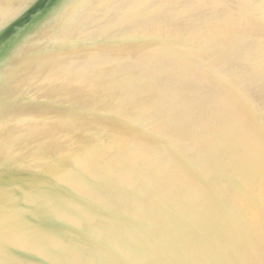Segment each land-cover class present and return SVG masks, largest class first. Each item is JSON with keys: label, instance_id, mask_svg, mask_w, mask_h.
Masks as SVG:
<instances>
[{"label": "bare ground", "instance_id": "6f19581e", "mask_svg": "<svg viewBox=\"0 0 264 264\" xmlns=\"http://www.w3.org/2000/svg\"><path fill=\"white\" fill-rule=\"evenodd\" d=\"M66 1L70 4L62 10L59 19L52 25L54 28L59 26L61 30L71 31L74 40L82 39L86 29L91 33L99 32L102 26L107 27L105 23L108 21L107 17L116 14L117 11H121V16H125L127 8L141 3L155 10V17L147 16L145 19H154L159 23L164 19L172 18L176 23L171 32L172 37L189 36L188 39H195L197 47H194V56L200 51L207 53L209 48V51H214L213 47L220 48L221 55H226L228 61L233 57L231 54L233 51L239 56L236 55L238 60L235 64L230 61L225 63L220 59L216 61L214 59L215 64H206L221 71L218 73L221 74L222 79L217 80L220 85L216 87L218 90L215 89V95L200 97L197 95L200 92L197 88L200 89L201 85L198 84L202 82L197 70L199 71L202 66L197 64L192 54L183 58L188 62V66L186 64L185 66L188 68L191 66L190 73L185 67L182 68L184 64H174L172 67L167 65L171 63L164 62L165 58L163 59L162 56L164 51L147 56L140 55L139 60L142 64H139L138 68L141 70V67L144 70L151 67L155 68V71L162 72L169 66L170 79L177 81L180 88L178 93L189 87L194 88L195 85L196 92L192 93V96L183 93L173 96L168 89L173 86L170 83L163 86L167 89H157L152 93H145L142 89L140 92L142 94L137 96L141 98L149 96L148 100L158 102L157 112H153L156 111L155 105L153 106L152 117L154 119L161 117L167 124L158 126L161 128L160 131L153 130L155 133L148 135H142L137 129L131 128L130 134L123 137L125 141L107 144L110 152L107 156L95 154L96 158L86 157L88 160H85L86 164L99 167L101 180L109 179L113 172L117 175L119 166L125 162L135 169L134 177L127 174L125 180L114 186L117 188V193H114L116 195L109 205L107 204L108 206L115 204L114 202L121 198L122 202L116 208L119 210H114V213L121 214V217H112L113 210L110 211L108 206L104 205L106 202L103 204V201L96 202L93 197L89 198L94 192L89 191L88 188L85 189L80 185L65 186L63 190L59 188L55 190V194L59 197V205L53 206L48 201L45 203V208L56 211L61 217L62 226L65 228L73 226L76 233L83 236L89 244L81 247V243L76 242L70 246L71 248H57L55 252H58L49 259V256L45 257L47 259L39 258L47 247L46 235L53 233L52 230H46L47 221H42L39 217L44 222L43 230L46 235L39 240L35 238L34 242L38 244L33 243L29 246L41 252L34 255L37 259L32 262L23 258L18 263L44 264L48 261L49 264H264V1L253 5L251 0H134L129 6V2L124 0L120 3L118 0ZM248 2L252 3V6L247 7ZM17 3L18 0L7 3L6 6L9 7L4 14H13ZM3 4H6L4 0H0V7ZM146 8L149 7L136 6L130 13L139 16L138 12H144ZM196 9L201 11V16L190 15L188 18L192 17V20L198 22L181 21L182 12L190 14ZM211 9L220 10L221 13H217L220 16L214 18L210 14L213 12ZM163 17L165 18L162 19ZM121 23L122 25L115 26L117 28L115 32L127 31V20ZM198 27H203V30L208 32H205V35L197 34ZM47 34L46 26L40 30L38 38L42 40L37 42L32 52L23 54L21 51L5 59V68L8 69L0 74V110L10 108L8 103H11L12 97L9 96L14 92L13 85H16L13 83L10 89L5 88V91H2L4 89H1L2 85L9 82L8 78L12 77L7 73L14 64H32L33 60L46 52L48 50L46 39L51 36ZM30 39L31 37L23 45V49L27 46L30 48L29 43L33 40ZM213 39L215 43L211 41ZM59 40L64 41V39ZM78 40L75 42L79 43ZM59 45L64 47V43ZM171 50L166 51L176 57L182 56L179 51ZM242 54L246 57L244 60L240 58ZM224 63L230 64V68L224 70ZM136 72L134 75H137ZM225 74L230 75V79ZM39 76L42 74L40 73ZM238 78L241 80V85L238 86L241 89L238 104H235L231 101L232 95L227 88L230 84L232 87L236 85ZM31 84L27 79L18 83L16 88L23 87L30 93L32 89L38 87L37 84ZM113 100L115 99L110 101ZM201 104L203 106L196 114L197 107ZM11 109L18 115L31 112L30 109L22 107ZM163 112L174 115L173 117L161 115ZM201 114L202 117L212 115V121L214 120L213 124L202 129L203 136L206 137L204 142L207 149L204 147L201 154L203 152L207 154V161L198 158L199 153L196 152L190 154L184 152L182 156L183 149L180 148V143L185 144L192 133L197 134L198 130L201 131L198 128L201 124L198 119ZM185 124L186 129H182ZM1 146L0 142V148ZM203 156L205 157L204 154ZM81 159L78 158L76 161L81 163L83 161ZM197 160H201L198 161L199 164ZM1 162L0 171L3 170L1 169L3 163L10 165L12 170L13 163ZM180 164L182 165L178 167ZM62 168L68 175L70 168L66 166ZM65 173L57 179L64 185L67 184L65 180H68ZM158 175L162 176L161 179L154 180ZM4 176V174L0 175V181ZM7 176L10 178L12 174L7 173ZM166 176L169 178L165 179ZM47 178L45 177L44 180L41 177H32L27 179L28 185L36 184L40 189L48 190L50 187L49 183H46ZM13 181L16 180L11 179L8 184L14 185ZM148 181L151 182L150 190L148 189V192L144 191L146 190L144 188L139 190V185L149 183ZM68 194L80 200L70 199ZM140 197L141 201H139ZM92 199L96 202H92V205L95 204L93 206L104 212L92 214L90 210ZM86 206L88 210H85ZM38 208L34 206L32 209L38 213ZM110 213L111 217H109ZM8 215L14 220L23 218L20 213H14L13 210H10ZM70 215L74 217L67 219ZM0 216L5 218L2 214ZM131 217L134 223L130 222ZM64 227L60 230L65 229ZM90 240L97 244L93 242L91 245ZM37 245L39 247L36 248ZM105 254L109 258L106 259Z\"/></svg>", "mask_w": 264, "mask_h": 264}, {"label": "water", "instance_id": "95a60500", "mask_svg": "<svg viewBox=\"0 0 264 264\" xmlns=\"http://www.w3.org/2000/svg\"><path fill=\"white\" fill-rule=\"evenodd\" d=\"M11 1L13 0H4L6 4L0 7V74H3V71L8 69L7 67L5 68L6 64H4L7 57L13 54L16 55L21 51L23 54H27L28 51L35 48L37 42L42 40L38 38L41 29L47 26V35L51 36L46 39L48 41V46H46L48 50L40 54L35 61L33 60L32 64H14L7 73V75H12V77L8 78L9 82L4 83L1 88H4L2 91H5V88L10 89L9 87L13 83L17 85L27 79L31 81V85L37 84L38 86H36L37 89H32L28 93L23 87L18 86L19 88H16V85H13L14 92H11L9 96L12 97L11 103L7 99L10 108L0 110V142L2 144L0 151H3V153H0V162L13 163L12 170L9 167L10 165L3 163L2 167L4 168L1 167L3 170L0 171V175H5L0 181V214L5 216V218H0V263L2 264H16L15 262L19 264L23 258L30 260L28 262L37 259V256L34 257V255L41 251H37L38 249L34 248L31 249L29 245L38 244L34 242L35 238L39 240L46 235L43 230V227H45L43 220H46L48 224L45 227L46 230H52L53 233L46 235L47 247L46 250L44 248V254L41 253L42 256H39V258L49 256V259L58 252H55L57 248H71L70 246L76 242L81 243V247L89 244L83 236L76 233V229L73 226L70 228L62 226L61 217L56 211L45 208V203L48 201L53 206L59 205V197L55 194V190L59 188L63 190L69 185H80V187L88 188L89 191L92 190L94 192L89 198L93 197L94 200H97L96 202L103 201V204L106 202L104 205L108 206L113 196L116 195L114 193H117V188H114V186L125 180L127 174L134 177L136 175L135 169L129 166L128 162H125L119 166L117 175L113 172L111 177H108L109 179L101 180L99 167L86 164L85 160L86 157L88 159L96 158L97 155L95 154L107 156L110 153L107 149V144L114 142L118 144L125 141L123 137L130 134L129 130L131 128L137 129L142 135H148L153 134L154 131H160L161 128L158 126L167 124L161 117L155 119L152 117L153 106L155 105L154 110H156L153 112H157L156 104L158 102L148 100L149 96L138 97V94H142L140 93L142 89L145 93H152L157 89H167L163 86L170 83L173 85L168 88L171 91V95L177 96L183 93V95L192 96V93L196 92V85L194 88L189 87L178 93L180 88L177 85V81L170 79L169 76V66L172 67L174 64H184L182 68L185 67L190 73L191 66L190 68L186 67L185 64L188 66V62L183 58L192 54L193 58H196L197 64L202 66L199 71L197 70V75L202 82L198 84L201 87L200 89L199 87L197 88L200 91L197 95H200V97L212 96L215 95V89H217L216 87L219 84L217 80H221L222 76L220 74L221 71L206 64H215L214 61L217 59L225 63L230 61V63L234 64L238 60L236 57L238 54L233 51L231 53L233 57L228 61L225 57L226 55H221L218 47H213L214 51H209V48L207 53L200 51L194 56L193 51L194 47H197V41L188 39L189 36L172 37L171 32L174 29V25H176L175 20L172 18L164 19L165 17H163V22L159 23L154 19H145L147 16L155 15V10L150 9L147 4L143 5L140 3L137 5L136 3L133 7L127 8L128 11L125 16H121V11H117L116 14L114 13L106 18L108 19L105 22L107 27L102 26V29L95 33H91L89 29H86L84 31L85 34H82L83 38L80 37L82 39L74 40L73 35L71 36V31L61 30L59 26L56 29L52 25L54 21L59 19L62 10L70 2L66 0H63V2L62 0H51L47 10L38 16L50 0H18L14 13L5 15L4 12L9 7L6 5ZM124 1L129 2V6L131 1L134 0ZM118 2H123V0H118ZM136 6L149 8H146L144 12H138L139 16H135L130 12ZM211 11L213 10L211 9ZM191 12L190 14L182 12L181 21L183 23L194 21L192 17L188 18L190 15L201 16L200 14H202L199 9ZM213 12L210 14L214 18L220 16L217 14L221 13L220 10ZM124 20H127V31L118 30L115 32L117 29L115 26L122 25L121 22ZM194 22L196 23L198 20ZM110 28H114V30H110ZM200 30H203V27H198L197 34L205 35V32H208ZM30 37L33 39L29 43L30 48L27 46L23 49V45L27 43ZM59 39H64V41ZM77 40L79 43L75 42ZM211 41L215 43L214 39ZM61 43H64V47L59 45ZM75 43L77 45H74ZM171 49L175 50V52L176 50L179 51L182 56L176 57V55L166 51ZM162 51H164V55H162L163 59L165 58L164 62L171 63V65L167 64L169 66L166 71L158 72L151 67L145 70L143 67H141L142 70L138 68L139 64H142L141 60H139L140 55L147 56ZM240 58L244 60L246 57L242 54ZM192 62L194 64V60ZM225 63L223 66L224 70L230 68V64L227 65ZM246 65L249 64L242 66ZM135 72L137 75H134ZM40 73L42 76H39ZM225 76L230 79V75L225 74ZM236 83L233 87L230 84L227 89L232 95V97L230 96L231 101L238 104L241 89L238 87L241 85L240 78H238ZM192 84L194 85L195 83ZM111 99L115 100L110 101ZM202 106L201 104L197 107L196 114ZM20 107L30 109L31 112L26 115H18L11 109L15 108L16 110ZM161 115L173 117L172 115L174 114L163 112ZM198 119L201 121V124L198 125L201 131L198 130L199 133L197 132V134L192 133L186 139L185 144L181 145L180 143V148L183 149L181 150V155L184 152L187 154L196 152L197 154L199 153L198 158L201 157L202 160L207 161V154L203 152L205 157L201 154V150H204V147L206 148V142H204L206 137L203 136L204 131L202 129L213 124L214 120L212 121V115L202 117V114ZM185 126L186 124L182 129H186ZM14 132L15 134H13ZM167 145H169V142ZM184 157L186 159V156ZM78 158H82L81 160L83 161L79 163L76 161ZM121 161L123 163V160ZM198 161L201 160H197V163ZM181 165L177 166L180 167ZM65 166L70 168L69 172L67 171L68 175L62 168ZM7 173H11L12 176L9 178ZM63 173L68 176V180H65L67 182L66 185L57 180ZM32 177H41L44 180L45 177H48L46 183H49L50 188L46 190L40 189L36 184L28 185L27 179ZM161 177V175H158L154 180L157 181ZM168 178L169 176L165 177V179ZM11 179L17 181H13L15 183L12 186L8 184ZM148 182L145 184L141 183L139 190L144 188L146 189L144 191L148 192L151 187V182ZM112 191L113 194L111 195ZM103 196L106 197L104 198ZM70 199L80 200V198H76L73 195H70ZM93 199L90 202L92 214H96L99 211L101 213L104 212L102 209L93 206L95 204L92 205V202L96 203ZM118 201L114 202L115 204H110L107 208L110 211L113 210L114 213L118 204L122 202L121 198ZM139 201H141V197ZM34 206L39 207L38 213L33 211L32 208ZM8 209L13 210L14 213H20L23 218L17 219L15 217V220L14 218L12 219V216L8 215L10 211ZM120 215L114 213L112 216L110 213L109 217H121ZM39 217H41L42 221ZM71 217H74V215H70L67 219ZM130 222L134 223L135 221L132 218ZM63 227L65 229L60 230ZM55 228H59V230H55ZM90 242L93 245L94 241L90 240ZM94 243L97 244V242ZM9 253L10 255H8ZM100 255L99 253L98 256ZM104 257L106 259L109 258L107 254ZM44 264H49V262L45 261Z\"/></svg>", "mask_w": 264, "mask_h": 264}, {"label": "rangeland", "instance_id": "374dc122", "mask_svg": "<svg viewBox=\"0 0 264 264\" xmlns=\"http://www.w3.org/2000/svg\"><path fill=\"white\" fill-rule=\"evenodd\" d=\"M264 0H251V2L253 3V5L255 4L256 5V3L257 2H263ZM249 4H247V7L248 6H252V3H250V2H248ZM51 4V0H50V2L45 6V9L40 13V14H38V16H40V15H42V13H44L46 10H47V7L49 6ZM244 5V4H243ZM241 7V6H240ZM254 7V6H253ZM246 8V7H245Z\"/></svg>", "mask_w": 264, "mask_h": 264}]
</instances>
